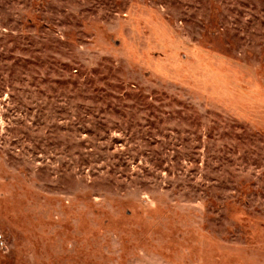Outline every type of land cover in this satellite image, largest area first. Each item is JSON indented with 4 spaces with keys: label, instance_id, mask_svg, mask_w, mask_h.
Instances as JSON below:
<instances>
[{
    "label": "rangeland",
    "instance_id": "obj_1",
    "mask_svg": "<svg viewBox=\"0 0 264 264\" xmlns=\"http://www.w3.org/2000/svg\"><path fill=\"white\" fill-rule=\"evenodd\" d=\"M0 264H264V0H0Z\"/></svg>",
    "mask_w": 264,
    "mask_h": 264
}]
</instances>
